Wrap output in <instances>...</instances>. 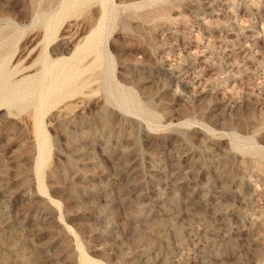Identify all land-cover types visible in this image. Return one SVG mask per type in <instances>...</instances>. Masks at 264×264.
Listing matches in <instances>:
<instances>
[{
	"label": "rangeland",
	"instance_id": "rangeland-1",
	"mask_svg": "<svg viewBox=\"0 0 264 264\" xmlns=\"http://www.w3.org/2000/svg\"><path fill=\"white\" fill-rule=\"evenodd\" d=\"M0 264H264V0H0Z\"/></svg>",
	"mask_w": 264,
	"mask_h": 264
},
{
	"label": "bare ground",
	"instance_id": "bare-ground-1",
	"mask_svg": "<svg viewBox=\"0 0 264 264\" xmlns=\"http://www.w3.org/2000/svg\"><path fill=\"white\" fill-rule=\"evenodd\" d=\"M104 2V1H103ZM106 7V6H105ZM96 32V31H95ZM82 33V32H81ZM80 33V34H81ZM85 33V32H84ZM95 34L96 33H93V34H91V36L90 37H88L87 38V42H89L90 40H92L94 37H95ZM64 36V35H63ZM79 38V37H78ZM76 40V39H75ZM82 48V47H81ZM81 48L79 49V50H81ZM91 48L92 49H94V46H91ZM99 49V48H98ZM78 50V51H79ZM96 53V52H95ZM59 62H61V65L63 64V62L65 63V64H63V68H65L66 67V63H67V61H59ZM48 64V62L47 61H45V64H44V68H45V72H48V74H49V72L50 71H52V67L51 66H48L47 65ZM54 64V63H53ZM57 64V63H56ZM52 73V72H51ZM75 74V73H74ZM73 74V75H74ZM55 80V79H54ZM56 81V80H55ZM58 81V80H57ZM43 83V82H42ZM57 83V82H56ZM56 83L54 82L51 86H48V87H46V88H44V87H42L41 88V93H40V103L41 102H43L45 99H47V97L51 94V93H54L55 92V90L57 91V85H56ZM59 89V88H58ZM44 105V104H43Z\"/></svg>",
	"mask_w": 264,
	"mask_h": 264
}]
</instances>
